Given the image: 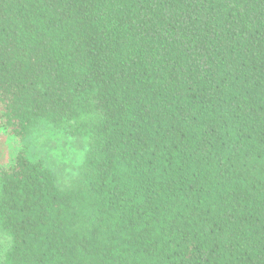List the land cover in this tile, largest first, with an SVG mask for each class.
I'll list each match as a JSON object with an SVG mask.
<instances>
[{
    "label": "trees",
    "instance_id": "16d2710c",
    "mask_svg": "<svg viewBox=\"0 0 264 264\" xmlns=\"http://www.w3.org/2000/svg\"><path fill=\"white\" fill-rule=\"evenodd\" d=\"M0 129V264H264V0H0Z\"/></svg>",
    "mask_w": 264,
    "mask_h": 264
},
{
    "label": "rangeland",
    "instance_id": "374dc122",
    "mask_svg": "<svg viewBox=\"0 0 264 264\" xmlns=\"http://www.w3.org/2000/svg\"><path fill=\"white\" fill-rule=\"evenodd\" d=\"M34 138L37 155L46 159L63 186L68 185L83 161L86 147L84 139L64 140L60 136L50 139L42 132L36 134ZM18 148V141L0 129V164L10 163ZM3 239L0 237V245Z\"/></svg>",
    "mask_w": 264,
    "mask_h": 264
}]
</instances>
